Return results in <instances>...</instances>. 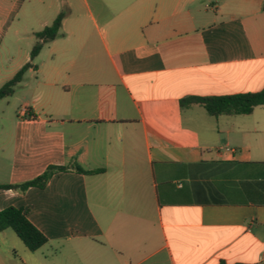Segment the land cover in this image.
I'll return each mask as SVG.
<instances>
[{"label": "crops", "instance_id": "obj_1", "mask_svg": "<svg viewBox=\"0 0 264 264\" xmlns=\"http://www.w3.org/2000/svg\"><path fill=\"white\" fill-rule=\"evenodd\" d=\"M263 4L85 0L100 51L79 18L66 28L68 4L60 36L43 47L71 58L32 63L16 118L0 114V185L65 168L42 189H0V211L23 210L47 241L30 252L0 231V264H264V206L189 203L191 180L170 168L264 163V106L217 117L180 106L264 88ZM165 182L174 190L160 203Z\"/></svg>", "mask_w": 264, "mask_h": 264}, {"label": "trees", "instance_id": "obj_2", "mask_svg": "<svg viewBox=\"0 0 264 264\" xmlns=\"http://www.w3.org/2000/svg\"><path fill=\"white\" fill-rule=\"evenodd\" d=\"M264 12V4L262 6ZM66 12L60 11L49 26L34 33L35 43L29 54V61L25 63L14 76L0 87V100L12 96L17 86L22 82L28 69L34 68L33 60L41 51L44 44L59 37L61 24ZM199 105L211 117L221 115L247 116L256 107L264 106V88L256 93L234 94L217 97H188L180 101L182 108ZM178 178H189L191 184L182 193L187 194V202L198 205H224V204H253L264 206V163H206L179 166L171 165ZM244 168H250V176L240 181L229 178L224 181L225 171L238 174ZM81 174H92L79 167L73 168ZM64 167H48L38 177L16 185H0L2 190H19L25 192L29 188L42 189L49 179L56 173L64 171ZM174 190L170 182L160 183L157 194L160 203L166 193ZM10 229L30 252H35L46 243L45 236L38 231L26 218L21 209L8 207L0 211V231ZM223 264V263H221Z\"/></svg>", "mask_w": 264, "mask_h": 264}, {"label": "rangeland", "instance_id": "obj_3", "mask_svg": "<svg viewBox=\"0 0 264 264\" xmlns=\"http://www.w3.org/2000/svg\"><path fill=\"white\" fill-rule=\"evenodd\" d=\"M81 3H85V0H0V21L6 23L0 33V87L14 76L29 57L35 43L33 33L50 25L60 11L69 14L68 4L73 6L74 13L66 28L70 27L72 30L76 19L79 18L91 34L95 49L100 51L96 30L85 16V9ZM86 3H99V0H86ZM50 47V44L44 46L32 63L47 65L71 58L52 56ZM77 59H80V56H77ZM23 94L22 88H16L12 96L0 100V114H3L6 120L16 118Z\"/></svg>", "mask_w": 264, "mask_h": 264}, {"label": "built area", "instance_id": "obj_4", "mask_svg": "<svg viewBox=\"0 0 264 264\" xmlns=\"http://www.w3.org/2000/svg\"><path fill=\"white\" fill-rule=\"evenodd\" d=\"M21 113H24V110H22Z\"/></svg>", "mask_w": 264, "mask_h": 264}]
</instances>
